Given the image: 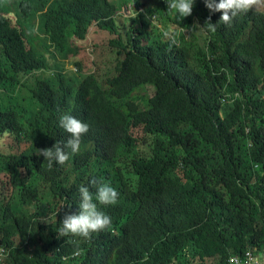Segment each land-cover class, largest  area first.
<instances>
[{"label":"trees","instance_id":"obj_1","mask_svg":"<svg viewBox=\"0 0 264 264\" xmlns=\"http://www.w3.org/2000/svg\"><path fill=\"white\" fill-rule=\"evenodd\" d=\"M114 1L0 0V264L261 255L264 10L251 0L226 23L204 0L180 20L166 0ZM173 26L189 33L179 46L163 35ZM90 38L104 79L82 63ZM49 68L55 77L39 74ZM146 87L156 93L143 107L136 93ZM65 113L89 125L75 153L65 149ZM5 140L16 150H1ZM57 141L68 158L49 167L39 149ZM93 181L117 189L115 204L98 205L111 226L60 234L79 187L95 192Z\"/></svg>","mask_w":264,"mask_h":264},{"label":"clouds","instance_id":"obj_2","mask_svg":"<svg viewBox=\"0 0 264 264\" xmlns=\"http://www.w3.org/2000/svg\"><path fill=\"white\" fill-rule=\"evenodd\" d=\"M251 0H204L205 6L212 11H221L220 20L230 22L232 18L239 13L246 11ZM167 9L171 11L176 20H180L192 13L194 0H166ZM208 30L214 31L215 25L208 23ZM165 37L173 36L171 30L163 31ZM67 67V65H66ZM69 73L76 74L73 67ZM44 77L53 78L56 76L54 69H42L39 71ZM59 125L70 135L65 143V149H70L72 153L78 151L81 137L88 131L87 122L74 117L71 114H63L59 117ZM61 149L59 142L51 147L39 149V153L48 161V166L52 167L53 162L63 164L68 158V152ZM95 192H90L89 188L81 185L79 192V210L75 213H66L61 221L58 232L62 235L69 233L84 238L92 233L104 230L111 226V217L106 214L98 205L115 204L118 198V192L109 182H95Z\"/></svg>","mask_w":264,"mask_h":264},{"label":"rangeland","instance_id":"obj_3","mask_svg":"<svg viewBox=\"0 0 264 264\" xmlns=\"http://www.w3.org/2000/svg\"><path fill=\"white\" fill-rule=\"evenodd\" d=\"M121 1H124L121 3L123 5V3L125 4L128 0H116V1H114V3L120 7ZM256 5L259 8H261L262 10H264V0H256ZM140 9L144 10L143 8H140ZM126 10H128V7ZM133 12L135 13V9L133 10ZM122 13L124 15V12H122ZM135 15L136 14H133V13H131V15L129 13H128V15L126 14V20H129V19L131 20L132 18L135 17ZM151 15L152 14H149V16H151ZM151 22H153L154 24H160L159 22H156L155 18H153V20ZM171 32L174 34V38L171 35L169 36V38H171L178 46L181 44V42L184 38L187 39L189 36V33L187 32V34H186L184 29H182V28L176 29V28H174V26L171 29ZM89 42H90V46H89ZM91 44H92V38H90L86 44L82 45L84 48V51H85V56L83 57L82 63H84L86 65V67H88V69H89L88 72L92 71L93 74L98 75L99 77L104 79L102 71L93 64L94 62H92V59H93V57H95V54L93 56V52H91V49L88 50V47L91 48ZM66 65H67L66 70L68 72L72 71L71 68L74 67L72 65V63L67 62ZM155 93H156V90L153 87H146V88H143V89L137 91L136 96L139 98L138 100H141L143 107H144L146 104L145 100H148V99L154 97ZM37 138H41V137H37ZM9 141L10 140H5V141H3V143H1V146H2L1 150H3V151H10V150L14 151V150H16L17 146L13 142H9ZM37 141L39 142V139ZM27 145L28 144H23L22 147L25 148ZM35 146H36V144L34 143L33 147H35Z\"/></svg>","mask_w":264,"mask_h":264},{"label":"built area","instance_id":"obj_4","mask_svg":"<svg viewBox=\"0 0 264 264\" xmlns=\"http://www.w3.org/2000/svg\"><path fill=\"white\" fill-rule=\"evenodd\" d=\"M128 11L133 14L135 9L134 4L127 5ZM142 9H139L138 13H143ZM156 19V17H154ZM228 264H264V252L261 255H256L253 251L248 250L243 256L234 255L231 256L228 260Z\"/></svg>","mask_w":264,"mask_h":264},{"label":"bare ground","instance_id":"obj_5","mask_svg":"<svg viewBox=\"0 0 264 264\" xmlns=\"http://www.w3.org/2000/svg\"><path fill=\"white\" fill-rule=\"evenodd\" d=\"M134 4V3H133ZM5 10V9H4ZM3 10V11H4ZM0 12H2V11H0ZM20 13V12H19ZM34 22V21H33ZM90 49V48H89ZM95 56H96V54H95ZM83 57H81V59H82ZM62 60V59H61ZM63 79V78H62ZM30 80V79H29ZM31 81V80H30ZM63 85H65V84H63ZM141 97V96H140ZM93 100V99H92Z\"/></svg>","mask_w":264,"mask_h":264}]
</instances>
